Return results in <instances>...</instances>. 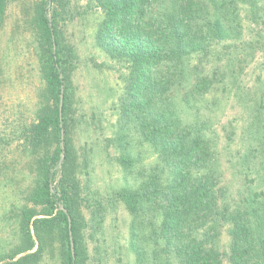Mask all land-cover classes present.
Segmentation results:
<instances>
[{
  "label": "trees",
  "instance_id": "16d2710c",
  "mask_svg": "<svg viewBox=\"0 0 264 264\" xmlns=\"http://www.w3.org/2000/svg\"><path fill=\"white\" fill-rule=\"evenodd\" d=\"M262 1L87 0V8L100 13L95 45L124 70L107 141L119 151L128 176L138 174L110 198L130 215L133 264H264V91L249 109V139L237 163L239 173L253 174L255 185L244 183L235 193L219 185L214 134L206 132L208 107L217 104L219 93L231 92L234 69L252 59L254 42L242 40L241 12L256 23ZM7 3L0 0V25ZM67 9L66 0H39L29 21L43 82L35 119L22 129L33 181L17 211L20 242L0 254V264H39L52 253L58 264H87L90 257L81 209L88 198L78 177L82 164L68 136L72 95L66 63L75 54L59 26ZM218 47L228 50L224 59ZM258 48L264 70V48ZM207 58L214 61L210 68L203 64ZM145 144L155 161L133 170ZM101 206L100 200L87 206L93 207L91 231Z\"/></svg>",
  "mask_w": 264,
  "mask_h": 264
},
{
  "label": "rangeland",
  "instance_id": "374dc122",
  "mask_svg": "<svg viewBox=\"0 0 264 264\" xmlns=\"http://www.w3.org/2000/svg\"><path fill=\"white\" fill-rule=\"evenodd\" d=\"M38 1L8 0L0 25V254L10 252L20 242L17 211L26 203L33 181L32 159L22 146V129L35 119L37 95L43 86L29 25L33 6ZM66 1L68 9L59 26L66 46L75 54L66 63L72 95L68 136L77 162L82 164L78 167L82 196L85 193L88 198V202L81 203L87 222L84 228L90 256L87 264H133V255L127 247L130 215L122 203L110 198L120 187L134 184L138 174L128 176V171L118 162L119 151L107 141L114 132L112 124L116 116L112 102L121 93L119 71L124 70L95 45L99 11L88 9L87 0ZM257 9L256 23L244 10L241 12L242 40L254 42L252 59L242 68L234 69L237 83L231 92L219 93L217 104L208 107L212 109L211 124L206 132L214 134L221 172L219 185H226L232 193L244 183L255 185L251 181L253 174L248 172L246 177L247 171L241 169L239 173L237 163L249 139L246 136L249 109L264 91L263 53L258 48L259 44L264 48V1ZM216 50L223 52L221 58L224 59L228 50L221 47ZM213 62L211 58L203 60L209 68ZM238 95L243 97L242 101L238 100ZM247 98H251L250 102ZM139 149L142 153L132 167L138 171L147 169L155 161L149 146L145 144ZM98 200L102 204L98 225L91 231L88 218L93 207L87 206ZM39 264H58V257L55 253L46 255Z\"/></svg>",
  "mask_w": 264,
  "mask_h": 264
},
{
  "label": "water",
  "instance_id": "95a60500",
  "mask_svg": "<svg viewBox=\"0 0 264 264\" xmlns=\"http://www.w3.org/2000/svg\"><path fill=\"white\" fill-rule=\"evenodd\" d=\"M60 98H61V100H60V108H61V105H62V96ZM61 209H63V208L61 207ZM69 222H70V220H69ZM69 227H70V225H69Z\"/></svg>",
  "mask_w": 264,
  "mask_h": 264
}]
</instances>
